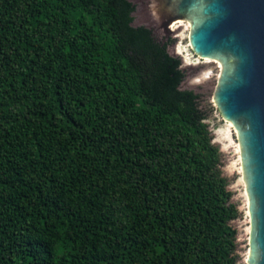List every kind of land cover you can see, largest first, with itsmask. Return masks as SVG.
<instances>
[{
    "label": "trees",
    "instance_id": "trees-1",
    "mask_svg": "<svg viewBox=\"0 0 264 264\" xmlns=\"http://www.w3.org/2000/svg\"><path fill=\"white\" fill-rule=\"evenodd\" d=\"M134 11L0 0V264H238L199 96Z\"/></svg>",
    "mask_w": 264,
    "mask_h": 264
},
{
    "label": "water",
    "instance_id": "water-1",
    "mask_svg": "<svg viewBox=\"0 0 264 264\" xmlns=\"http://www.w3.org/2000/svg\"><path fill=\"white\" fill-rule=\"evenodd\" d=\"M165 34L189 23L192 53L220 66L213 103L234 129L249 219L245 264H264V0H151Z\"/></svg>",
    "mask_w": 264,
    "mask_h": 264
},
{
    "label": "rangeland",
    "instance_id": "rangeland-1",
    "mask_svg": "<svg viewBox=\"0 0 264 264\" xmlns=\"http://www.w3.org/2000/svg\"><path fill=\"white\" fill-rule=\"evenodd\" d=\"M135 11L132 14L133 26H145L153 30L159 39L171 40L169 51L181 59L185 78L181 84L182 89L192 90L199 96V107L205 114V122L209 125L213 136V142L217 144L222 152L223 171L229 180V189L233 192V203L239 210V216L232 222L237 230V253L238 264H245L248 251L249 219L247 215V203L245 188L242 180L239 153L237 151V140L235 132L221 118L213 103V92L219 75L218 63L212 60L202 62L195 56L188 42L189 27L183 20H177L170 24V33L159 28L155 16L151 12V0H130ZM176 22H182L175 24ZM174 25V26H172ZM174 27V28H172Z\"/></svg>",
    "mask_w": 264,
    "mask_h": 264
},
{
    "label": "bare ground",
    "instance_id": "bare-ground-1",
    "mask_svg": "<svg viewBox=\"0 0 264 264\" xmlns=\"http://www.w3.org/2000/svg\"><path fill=\"white\" fill-rule=\"evenodd\" d=\"M176 23H180V22H176ZM175 23V24H176ZM173 26V25H172ZM200 58V57H199ZM200 59H202V60H208V59H205V58H200ZM219 65V64H218ZM219 68H220V66H219ZM225 121V120H224ZM227 122V121H226ZM229 123V122H228ZM232 126V125H231ZM233 127V126H232Z\"/></svg>",
    "mask_w": 264,
    "mask_h": 264
}]
</instances>
